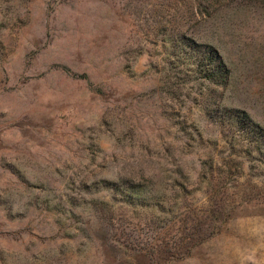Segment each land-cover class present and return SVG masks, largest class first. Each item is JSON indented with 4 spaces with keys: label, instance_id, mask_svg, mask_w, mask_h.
Instances as JSON below:
<instances>
[{
    "label": "rangeland",
    "instance_id": "1",
    "mask_svg": "<svg viewBox=\"0 0 264 264\" xmlns=\"http://www.w3.org/2000/svg\"><path fill=\"white\" fill-rule=\"evenodd\" d=\"M0 264H264V0H0Z\"/></svg>",
    "mask_w": 264,
    "mask_h": 264
}]
</instances>
